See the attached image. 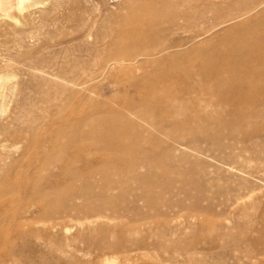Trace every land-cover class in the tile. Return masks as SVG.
<instances>
[{
  "label": "rangeland",
  "instance_id": "obj_1",
  "mask_svg": "<svg viewBox=\"0 0 264 264\" xmlns=\"http://www.w3.org/2000/svg\"><path fill=\"white\" fill-rule=\"evenodd\" d=\"M201 1L204 0H197ZM211 1L216 2L221 10L232 3L243 2L240 9L234 10L241 14L250 10L255 5L253 2L258 0ZM245 1L250 4L245 6ZM143 3L145 0H0V258L5 259L6 264H264V82H253L248 86L236 81L237 85L234 81L215 85L219 89L221 85L226 86L221 90H208L213 91V95L208 94L213 96L212 104L219 109L208 106L204 115L203 111L199 112L200 116L193 107L184 110L182 116L168 114L162 109L159 111L155 104L146 108V96L152 86V80L148 81L147 76L156 73L154 70L160 69V73L157 71L159 81H168V84L179 81L176 88L174 84L169 85L174 92L188 86L191 80L170 70V63L164 64L163 68L143 64L138 57L129 66H112L100 74L103 64L118 55L116 44L121 47L127 42V33L142 30L145 23L139 10ZM234 13L232 16L237 15ZM247 14V17L251 16L249 19L258 17L255 11ZM218 18L217 21H221V16ZM246 22L249 21L244 18L216 27L213 42L218 49V59L212 62L214 65L220 62L223 52L233 53L234 48L226 39L230 40L231 31ZM176 23L184 25L181 20ZM189 33L191 29L184 33L181 30L171 34L166 32L164 37L168 44L177 45L179 41L180 44L186 42ZM218 47L226 51L222 52ZM186 60L179 64L187 66L189 61ZM147 71L149 73L145 75ZM179 83L184 86L180 84V87ZM226 84H232L228 87L231 92ZM213 89L219 91L218 95ZM234 89L242 91L235 94ZM53 99L63 107L53 106L49 102ZM233 106H237L235 110L238 112ZM244 108L251 109V117ZM210 109L215 111L210 117L212 120L206 119L205 115L211 114ZM148 110L153 124L155 122L152 135L160 142L152 148L151 156L155 157L167 147L164 124H161L164 116L167 124L176 128V134L184 135L183 142L196 138L201 145L209 146V142L218 138L216 135H228L229 127L235 131L238 128L239 132L232 135L237 137L236 141L226 136L218 146L211 145L212 152L208 154L213 157L189 154L192 159L188 158L183 164L169 163L168 160V165L165 163L167 175L155 168L148 180L160 184L161 188L166 187L163 184L171 183L174 191L154 193L162 198L157 211L149 214V219L142 215L149 210V204L134 196L141 192H122L120 187L111 193L115 196L123 194L119 199L122 201L120 206L112 214L114 217L112 212H105L107 218H95V222L91 218L89 224L75 219L69 221L66 210L52 209L50 204L59 194L82 204L84 200L79 192H83L84 181L93 185L94 192L102 199L100 189L106 177L103 176V180V174L98 173L100 168L125 170L130 156H135V153L118 155L123 159L125 156L126 160H123L117 155H108L102 146L92 143L79 150L71 138L64 139L57 131L71 133L82 129L80 124L84 119H102L106 113L105 117H109L108 113L124 114L123 111H128L125 114L134 118ZM257 115L260 116L254 117ZM246 118H252L251 123L247 120L250 125L245 122ZM201 119L206 120V124ZM222 123L229 124V127L225 128ZM179 126H184V130L177 129ZM194 128L200 131L198 134L192 131L190 135L188 130ZM228 143H234L236 148L230 151L222 146ZM233 152H241L235 162H221L222 157ZM136 157L141 162L145 159L137 154ZM146 169L142 167L138 171L144 173ZM90 170H94L93 173ZM107 176L121 181L114 174ZM181 186L185 188L184 192H178ZM67 214L74 216L76 213L69 211ZM130 220L137 222L134 224ZM131 225H135L134 228ZM127 227H130L129 235L126 234ZM146 227L153 231H147ZM150 233L155 235L150 237Z\"/></svg>",
  "mask_w": 264,
  "mask_h": 264
},
{
  "label": "bare ground",
  "instance_id": "obj_2",
  "mask_svg": "<svg viewBox=\"0 0 264 264\" xmlns=\"http://www.w3.org/2000/svg\"><path fill=\"white\" fill-rule=\"evenodd\" d=\"M196 2H197V0H145V3H143L142 7L139 10V12L143 18V21L145 23V25L141 27L142 30L139 29L140 31L138 33H136V32L133 33L132 31H131V33L130 32L127 33L125 35V37L128 38L127 42H125L123 44L120 43L121 47L118 44H116V46L118 47V49H116V51L117 50L119 51V52L117 51L118 55L116 57L110 58L109 61H106L103 64V66L100 68V74L104 73V71L107 68L112 67V66H121V65H128L129 66L133 62L134 58H136V57H138V59L143 60L144 61L143 64L144 63L145 64L150 63V64H153V65H156L159 67L160 66L163 67V66H165L164 64L167 65L168 63H170V65H168V66H170V70L172 69V70H174V72H178V75H181L184 78L191 80V82L188 84V86L186 85L184 88H181V90H179L178 92L177 91L174 92L175 90L173 91L171 89L172 90L171 91L169 88L170 87L169 85L174 84V83L169 82L170 84H168L167 83L168 81L167 82L159 81V79L157 78V76H158L157 71L159 72L160 69L154 70V71H156V73L152 72L150 74H148L149 71H147V73L145 75L148 74V76H147L148 81L152 80V86H151V84H150L151 82H150L149 83L151 86L150 92L148 91V95L146 96L147 99H146L145 105L147 108V106L149 107V106H153V104H155L156 107H158L159 111H160V109H162V110L167 111L168 114H170V112L173 113L172 115H174V116H177V115L182 116L183 111L190 108V107H193L195 110H198V113L203 111L202 112V114H203L205 112L206 107L208 108V106L211 107L213 105L212 104L213 96L211 97L209 95L213 91L208 92V90L211 91L212 88H214V89L218 88L219 89V86L215 87V85L217 86L219 83L225 84V83H229V82L233 83V81L234 82L236 81V82H238V84H239V82H241L240 84H244V85L248 86V85L252 84L253 82L257 83V81L261 82L262 80H263L262 82H264V0H258V1L253 2L255 5L252 6L250 8V10H248V11H246L247 9L245 8V6L249 5L250 3L248 2L249 3L248 4L247 1H245V3H247L244 6V8L246 10L243 11V8L241 7L242 8L241 10L243 11V13L241 12V14H237V12H235L234 10L240 9L239 5L242 4L243 2H241V3L237 2L238 4L236 2L232 3L231 5H228V8H226L225 10H221L219 8V5L216 2L214 4V2L211 0H204L201 2H197V3ZM221 2L222 1H220L219 3H221ZM223 4H224V2H223ZM218 9H220L221 12ZM249 11H255L256 16H258V17H254V18L249 19L251 17V16L247 17V15H248L247 12H249ZM234 12L237 15L232 16V13H234ZM219 14H222V15H219ZM245 14H247V15H245ZM219 16H221V18H222L221 21L220 20L217 21L219 19L218 18ZM244 18L245 19L247 18L249 22L248 23L246 22V24H243L238 29L235 28L236 30L234 29L235 31L233 30V32L231 31V33H230L231 34L230 40L226 39L227 43L229 42L232 44V45L231 44L230 45L232 48H234L233 53H229V51H226L224 48H222L224 45L221 48L218 47V48L222 49V52H223V50H225L227 53L223 52L222 56L220 57V62L217 63L216 65H214V63H212V62H214V60L216 59V55H217L216 51H218V49H215V42H213V38H214V36H216L215 34H213L216 27L218 25L221 26V24L224 25V24L231 22L233 20H241ZM178 20H181L182 22H184V25H181V26L178 25L176 23ZM186 29H191V33L188 34L187 41L184 42L183 44L182 43L180 44L179 43L180 41H179L178 42L179 44L176 43L177 45H170L166 42L167 40L165 41L164 34L166 32L168 34H171V33H175L176 31L181 30L184 33V31ZM227 31H228V29H227ZM229 32H230V30H229ZM224 36H227V33ZM172 37L175 38L174 36H172ZM176 38H177V36H176ZM169 39H170V37H169ZM223 39L221 38L222 41H223ZM221 40H220V43L223 44ZM124 41H126V40H124ZM174 42H176V40ZM217 44H219V43L217 42ZM231 47L229 46V48H231ZM132 54H135V56ZM132 56H134V57H132ZM130 57H132V58H130ZM186 59H188V61H189V63H187L188 65L186 64L187 66H184V64L183 65L179 64L180 62L184 63L185 62L184 60H186ZM102 62H104V61H102ZM136 62H138V61H136ZM193 64H197V66H195ZM152 69H154V68H152ZM151 71H153V70H151ZM168 71H164V73H166ZM170 73H172V72H170ZM162 74L163 73H161V75ZM86 77H88V76H86ZM175 77H176V75H175ZM172 79H174V78H172ZM147 80H146V83L148 85ZM175 81H173V82H175ZM80 82H83V81H80ZM84 82H86V80ZM176 82H175V84H177ZM180 84L181 83H179V86H180ZM259 84H261V83H259ZM259 84H257V88H258ZM262 84L264 85V83H262ZM226 85H227V88L232 87V84H230L231 86L228 84H226ZM236 85H237V83H236ZM182 86H184V85H182ZM224 86L225 85H223V86L221 85V88H224ZM176 87L177 86L175 85V88ZM180 87L178 89H180ZM260 87H262V85H260ZM221 88L219 90H221ZM61 89H63V88H61ZM146 89H148V88H146ZM173 89H174V87H173ZM261 89H263V87ZM216 90H214L215 91L214 93H217V95H218L219 91L216 92ZM230 90L231 89H229V91ZM235 90L236 89H234L233 93L240 94L241 89L238 91H235ZM248 90H249V88H248ZM220 92H222V91H220ZM256 92H258V90ZM224 93H226V92L224 91ZM212 95H213V93H212ZM227 95H228V93H227ZM227 95L225 94V96H227ZM235 99H236V97H235ZM49 102L53 106H55L56 108L61 109L63 107V104L59 103L58 100L53 99V100H49ZM246 102H247V99H246ZM143 105H144V103H143ZM230 105H232V104H230ZM253 105H254V103H253ZM255 105H257V103ZM213 106L215 107V105H213ZM244 106L245 105H243V107ZM240 107H242V105ZM233 108H234V106H233ZM235 108H234V111H236ZM214 109H216L218 111L219 108L215 107ZM214 109H212V110L210 109L212 112H210L211 114H209V116L207 115L208 113L207 114L205 113L206 119L210 120L212 118L213 114L215 113ZM244 109L247 110L248 108H244ZM244 109H242V111ZM250 110H247L248 115H249ZM123 112L125 114L126 111H123ZM127 112H126V114H128ZM148 112L144 111L142 113H139L134 118H130L128 115H126V114L124 115L122 113L121 114H118V113L117 114H111V113L109 114L108 113V116L110 115L109 117H107V116L105 117V115L107 113L105 115L100 114V115H102V119L101 118H95L94 119V117L84 119L80 124V126L83 125L82 129H75V131H73L71 133H69V132L67 133L64 130L57 131V133L59 134L60 137H63L64 139L69 138V140L71 138L72 141L74 142V146H76V148L78 147L79 150H80V148L83 149V148L87 147V144L92 143V144H99L100 146H102L104 151L108 155L111 153L113 156L117 155V157H120L118 155L123 154V153H125V155H126V153L127 154L135 153V156L134 155L130 156V159L125 164V168H126V169L124 168L125 170H121L118 167L112 169L110 166L111 164H110L109 167L112 169V170L110 169L112 171L111 172L109 170V168L107 169L105 166L104 167L100 166V167H103L102 169L98 166L100 168V172H98V173L103 174L102 177L103 176L106 177V182L104 183V185H102L103 187H101V189H100L102 196H104L102 199H100V196L97 194V192H94V190H95L94 186L92 185L93 186V188H92V186L88 185L89 182H88V184H86L87 182L84 181L83 187L81 189L83 192H79V195H81L83 200H84V201H82L83 202L82 204H77L73 200L66 199L59 194L51 202L50 207L52 209H55V210H58V209L66 210L65 216L68 217L69 221L75 219L77 222L83 221V222H88L90 224V221L92 219H94V222H95L97 220V219L95 220V218H103V217L105 218L106 217V215H104L105 212L106 213L112 212L111 216L114 217L112 214H113V212H115L114 210L117 209L118 206H120L119 203L122 201H120L119 199H120V197H123V194L115 196V194L112 195L111 193L113 192V189L120 187L122 189V192H130V193L141 192L139 195L135 194L134 196H135V199L145 200L146 203L149 204V206H147V207H149V210L147 212H144V213L140 212V213H142V215L144 217L149 219L151 216L149 214L157 211V209H158L157 204L160 203L159 201L162 198L160 194H158V196H156L154 193L155 192L157 193V192H165V191L166 192H173L174 191V190L172 191V187H171L172 185L170 186L171 183L169 185L163 184L162 186L163 187L166 186V187L161 188L160 184H159L160 185L159 186L156 183H153L155 181H153V182H152V180L149 181L150 180L149 178H151L150 176L153 175V172L155 173V171H154L155 168H159L161 172H164L167 175L166 169H165V168H167V166H165V163H167L168 160H169V163H170V161H172V162L175 161V162H177V164L178 163L183 164V163L188 162V160L190 159L189 154H196L199 156L204 154V155H207L209 157H213V156H211V154H208V153L212 152V151H210L212 148L211 145H217L218 146L219 143H221L222 139H224L226 136H229V138L231 137L230 138L231 141H232V139H234V141H236L235 139L237 137L234 138V137H232V135H234L235 132L237 133V131L239 132V129L237 127H236L237 131H235V129L227 126L229 124L224 125L223 123H225V122L230 123V120H228V121L225 120V122H223L222 124L224 125L225 128L226 127L230 128V129L227 128L229 131V132H227L228 135H226L225 133L220 134V135L218 134V135H216V137L218 136L217 139L215 138V140H213V141L210 140V141H212L211 143L209 142V138L207 136L209 146L201 145V141H199V139H196V138H193L192 140H190L188 142L187 141L183 142L184 135L182 136L180 134H176V131H175L176 128H173L172 126L168 125L167 120H165L166 118L163 119L165 117L164 116L162 118L163 122L161 120V124L162 123L164 124V128H163L164 132L163 133H165L164 135L167 136L166 137L167 138V142H166L167 147L164 150H162L161 153H159V155L157 157H155V156H151L152 152H153L152 148L153 149L156 148V145L158 143L160 144V142H158L159 140L155 137L154 134L152 135V133L155 132L154 131L155 130V126H154L155 122L153 124V122H152L153 118L150 115L149 110H148ZM236 112H238V111H236ZM253 113H255V112H252V114ZM152 114L156 115L154 113H152ZM161 114H162V112H161ZM219 114H220V112H219ZM158 116H159V114H158ZM192 116H194V115L192 114ZM197 116H200V113ZM258 116H260V115H257L254 117L258 118ZM196 117H193V118L195 119ZM216 117H217V114H216ZM245 117H247V116H245ZM249 117H251V115H249ZM158 118H156V119L158 120ZM193 118H192V120H194ZM252 118H250V119L246 118L245 122L247 120L248 121L252 120ZM203 119H205L204 116H203ZM240 119H241V117H240ZM198 120H200V119L198 118ZM220 120H221V118H220ZM205 121L203 122V120H202V122L204 124H206ZM231 122H233V121L231 120ZM237 122H235V124H237ZM159 123H160V120H159ZM169 123H171V122H169ZM183 123H181V125H183ZM186 123H187V121H186ZM250 123H249V125H250ZM219 124H221V123H219ZM235 124H234V126H237L240 123H238L237 125H235ZM184 125H185V123H184ZM223 125L220 127H223ZM240 125H242V124H240ZM246 125H248V124H246ZM183 127L179 126L177 129L180 128L181 130H184ZM213 127L215 128V124ZM213 127H212V129H213ZM245 127H247V126H245ZM190 128H192V127H190ZM199 128H200V126H199ZM199 128H194L193 130L189 129L188 132L190 133V135L192 134L191 133L192 131H193V133L197 132V134H198V132L200 131ZM239 128H240V126H239ZM217 129H219V128H217ZM209 131L210 130H208V132ZM212 131H214V130H212ZM216 131L217 130H215V133H216ZM206 133L207 132L205 131V134ZM220 133H222V132H220ZM202 134H203V130H202ZM243 135H245V134H243ZM211 136H212V134H211ZM213 136L215 137V135H213ZM58 139H59V137H58ZM194 139H196V140H194ZM41 143H44V142H41ZM50 143H52V141ZM233 144L234 143H228V144H225L222 146L224 148H227L230 151H233V148H234ZM139 146H140V149H138ZM159 146L160 145H158V147ZM222 146H221V148H222ZM100 151H101V149H100ZM241 151H243V150H241ZM234 152H236V151H234ZM234 152H233V154H231L229 156L222 157L221 162L226 161V163H227L229 160H231V162L233 163V161L236 160L238 155L241 153L240 152L239 154H236V153L234 154ZM222 153H223V151H222ZM136 154L142 158H145L143 160V162H141V160H139V159H136L137 158ZM113 159H114V157H113ZM121 159H123V158H121ZM121 159L118 158V160H121ZM124 159H125V156H124ZM123 160H121V161H123ZM110 161H111V159H110ZM113 164L116 165L115 162ZM103 165H105V164L103 163ZM166 165H168V163ZM98 167H97V169H98ZM142 167L147 168L146 172L140 173L138 171V169L142 168ZM169 168H168V170H170ZM94 170H92V171H94ZM96 170L94 172H96ZM92 171H91V173H93ZM109 173H111V175L114 174L115 178L118 177V178H120L119 180H121V181L118 182V181L114 180L112 177H111L112 179H110L109 178L110 176L109 177L107 176ZM164 173H161V174H164ZM168 173H169V171H168ZM60 175H62V174H60ZM104 177H103V180L105 179ZM108 179H110V180H108ZM156 181H158V180H156ZM80 182H83V181H80ZM184 190H185V188L183 186H181V188L178 189V192H184ZM186 192H187V190H186ZM130 206H132V205H130ZM144 208H146V206ZM122 209L123 208H121L120 210H122ZM136 209H137V207H136ZM120 210H119V212H120ZM130 210H131V208H130ZM132 210H134V209H132ZM69 211L70 212L72 211L76 214H74V216L68 215L67 212H69ZM132 214H134V212H132ZM140 215H138V216H140ZM108 216H110V214ZM111 216H110V218H111ZM152 216H153V214H152ZM138 218H140V217H138ZM146 218H144V219L146 220ZM131 219H133V218H131ZM130 221H132V220H130ZM135 221L137 222V220H135ZM135 221H132V222L134 223ZM134 226L132 227V225H131V228H134ZM150 228L147 229V227H146L147 231ZM139 229L141 230V227ZM152 229H154V228H152ZM149 231L152 232L153 230H149ZM134 232H132V233L134 234ZM129 233H130V229L126 234L129 235ZM128 235H127V237H128ZM149 235H150V237H152L155 234L150 233ZM148 239H149V237H148ZM6 263H7V261L5 259L2 260V258H0V264H6Z\"/></svg>",
  "mask_w": 264,
  "mask_h": 264
}]
</instances>
